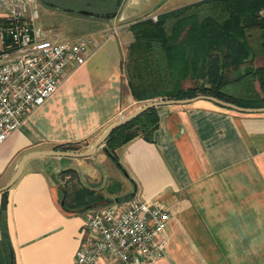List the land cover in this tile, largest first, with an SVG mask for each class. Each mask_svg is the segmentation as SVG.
Returning a JSON list of instances; mask_svg holds the SVG:
<instances>
[{
  "label": "crops",
  "instance_id": "obj_1",
  "mask_svg": "<svg viewBox=\"0 0 264 264\" xmlns=\"http://www.w3.org/2000/svg\"><path fill=\"white\" fill-rule=\"evenodd\" d=\"M161 1L125 0L116 18L89 23L100 41L92 37L96 45L85 65L68 72L56 93L0 145V190L28 154L69 145L76 153L88 151L112 124L142 107L124 70L134 40L129 27L160 15ZM160 115L152 141L137 138L119 148L118 164L105 145L83 158L78 167L85 184L64 157L31 159L6 195L0 193V264H8L5 200L13 264H74L86 217L134 191L135 199L171 217L166 256L155 264H264V113L198 101L161 107ZM100 151L109 163L96 164ZM115 182L118 189L93 198ZM82 189L90 191L84 206L66 210L63 202L80 201ZM101 264L121 263L105 258Z\"/></svg>",
  "mask_w": 264,
  "mask_h": 264
},
{
  "label": "trees",
  "instance_id": "obj_2",
  "mask_svg": "<svg viewBox=\"0 0 264 264\" xmlns=\"http://www.w3.org/2000/svg\"><path fill=\"white\" fill-rule=\"evenodd\" d=\"M129 29L134 40L124 70L135 101L210 96L243 108H264V0H201L160 14L157 21L138 20ZM160 110L151 109L112 132L106 151L117 159L116 151L135 139L152 141ZM60 149L79 150L73 145ZM89 192L82 189L80 201L72 204L65 200V209L84 206ZM5 211L6 200L1 217L12 264Z\"/></svg>",
  "mask_w": 264,
  "mask_h": 264
},
{
  "label": "built area",
  "instance_id": "obj_3",
  "mask_svg": "<svg viewBox=\"0 0 264 264\" xmlns=\"http://www.w3.org/2000/svg\"><path fill=\"white\" fill-rule=\"evenodd\" d=\"M40 0H0V145L87 62L92 37L55 41L38 26ZM157 21L158 16L150 17ZM168 211L131 199L88 215L74 264H155L166 256Z\"/></svg>",
  "mask_w": 264,
  "mask_h": 264
},
{
  "label": "rangeland",
  "instance_id": "obj_4",
  "mask_svg": "<svg viewBox=\"0 0 264 264\" xmlns=\"http://www.w3.org/2000/svg\"><path fill=\"white\" fill-rule=\"evenodd\" d=\"M201 0H162L159 4L160 7L156 9L155 13L156 14H163L165 12H169L175 9H178L180 7L198 2ZM40 14H41V19L38 21V26L43 29L45 32V36L49 39L55 40L57 37H59L62 41H76L81 38L85 37H93L94 40L97 42L100 41L98 35L94 33L92 28L90 29L89 23H101L104 21H108V19L102 18V17H86L82 16L79 14L78 10H87L89 11L86 7L83 6V2L80 0H77V2L72 5L66 4L65 6H69V9L74 10L73 13L70 12H65L62 9H56L50 4H46L45 2L52 3L53 1L51 0H40ZM93 10V9H91ZM95 10V9H94ZM93 10V11H94ZM92 11V12H93ZM94 12H101L100 10L94 11ZM103 13V12H101ZM100 14V13H99ZM149 18V17H147ZM111 23H114L111 21ZM134 24V23H133ZM130 28V27H129ZM106 35H110L111 37L115 36V34L108 33ZM58 40V38H57ZM71 72V71H67ZM186 86H190V83H187ZM150 103L148 102H140V106H144L146 104ZM103 149H106L105 147ZM96 159V164L101 163V160L104 159L106 163H109L108 160H106L105 155L103 152H99L98 156L95 158ZM71 161V162H70ZM74 161V162H72ZM83 158H66L65 163L67 164H73L75 167L76 171L79 173V177L82 180L83 184H85L84 181V168H79L78 165H82L81 167L84 166ZM66 164V165H67ZM97 166V165H95ZM99 166V165H98ZM100 167V166H99ZM96 169L98 167H95ZM83 172V173H82ZM86 172V171H85ZM104 190H99V192H96L93 198H97L99 194H103L101 196H105L111 188L113 190H116L119 188L118 184L115 182L112 185L109 184H104ZM112 186V187H111ZM92 212V211H89Z\"/></svg>",
  "mask_w": 264,
  "mask_h": 264
},
{
  "label": "water",
  "instance_id": "obj_5",
  "mask_svg": "<svg viewBox=\"0 0 264 264\" xmlns=\"http://www.w3.org/2000/svg\"><path fill=\"white\" fill-rule=\"evenodd\" d=\"M87 1H99V2H107V1H111V0H87ZM123 3V0H117V4L116 7H121ZM54 7V6H53ZM57 9H62L60 6H56ZM68 12L73 13L74 10L72 9H67ZM80 15L82 16H86V17H102L105 19H111V18H116L118 15V12L114 13L113 15H101L99 13H95L92 11H87V10H80L78 11ZM198 101H209L212 102L220 107H223L225 109H229V110H233L236 112H240V113H247V114H262L264 113V108H243V107H239L237 105L222 101L218 98L215 97H210V96H197L191 99H183V100H162V101H154V102H150L146 105H144L143 107H141L139 110H137L136 112H134L133 114L122 118L120 121L112 124L104 133L103 135L100 137V139L98 140V142L92 146L91 149H89L88 151L85 152H80V153H76V152H72V151H53V152H36V153H31L28 154L22 161L19 169L17 170L16 174L14 175V177L10 180V182L5 185L1 190L0 193L8 191L11 187H13L15 185V183L19 180V178L22 176L24 169H25V165L33 158L35 157H64V158H89L94 156L97 153V150L102 147L104 145V143L107 141V139L109 138V136L112 134V132H114L115 130H117L118 128L128 124L129 122L135 120L137 117H139L140 115L144 114L145 112L154 109V108H160V107H166V106H186V105H191L194 104ZM109 157H111V159L118 164L117 159L113 158V156H111L108 153ZM136 191H134L133 195H131L130 197H128L127 199H122V200H115L110 202L109 204H115V203H122L124 201L127 200H131V199H135V195ZM65 205V203L63 202V206ZM12 259H13V253H12ZM13 264V263H12Z\"/></svg>",
  "mask_w": 264,
  "mask_h": 264
},
{
  "label": "flooded vegetation",
  "instance_id": "obj_6",
  "mask_svg": "<svg viewBox=\"0 0 264 264\" xmlns=\"http://www.w3.org/2000/svg\"><path fill=\"white\" fill-rule=\"evenodd\" d=\"M53 1L52 3L45 2L46 4H50L56 8V6H60L63 11L68 12L67 9H69V6L73 5L77 2V0H51ZM83 2V6L86 7L89 11H98L100 10L101 12H95V13H100L101 15H113L116 12H119L121 7H116L117 0H111L107 2H99V1H87V0H80ZM125 0H123L124 3ZM122 3V5H123ZM68 4L69 6H65ZM57 9V8H56ZM93 9V10H91ZM82 9H79L80 11ZM93 11V12H94Z\"/></svg>",
  "mask_w": 264,
  "mask_h": 264
}]
</instances>
